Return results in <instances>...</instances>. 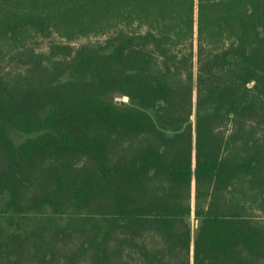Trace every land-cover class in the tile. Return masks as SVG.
<instances>
[{
    "label": "trees",
    "instance_id": "trees-1",
    "mask_svg": "<svg viewBox=\"0 0 264 264\" xmlns=\"http://www.w3.org/2000/svg\"><path fill=\"white\" fill-rule=\"evenodd\" d=\"M0 264H264V0H0Z\"/></svg>",
    "mask_w": 264,
    "mask_h": 264
},
{
    "label": "rangeland",
    "instance_id": "rangeland-1",
    "mask_svg": "<svg viewBox=\"0 0 264 264\" xmlns=\"http://www.w3.org/2000/svg\"><path fill=\"white\" fill-rule=\"evenodd\" d=\"M92 41H94V40H92ZM121 101H122V99L116 100V102H121ZM11 137H12V140L14 141L15 144H19L20 142L24 141L26 138L32 137V135H25V134L18 133V132H12ZM187 222H188L190 230H191V236L194 237L198 223L193 218H188Z\"/></svg>",
    "mask_w": 264,
    "mask_h": 264
}]
</instances>
